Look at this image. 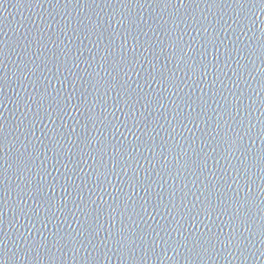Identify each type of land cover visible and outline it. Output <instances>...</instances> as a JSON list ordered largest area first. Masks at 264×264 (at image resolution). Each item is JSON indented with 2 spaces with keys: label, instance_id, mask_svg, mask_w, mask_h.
Returning a JSON list of instances; mask_svg holds the SVG:
<instances>
[{
  "label": "water",
  "instance_id": "obj_1",
  "mask_svg": "<svg viewBox=\"0 0 264 264\" xmlns=\"http://www.w3.org/2000/svg\"><path fill=\"white\" fill-rule=\"evenodd\" d=\"M3 264H264V0H0Z\"/></svg>",
  "mask_w": 264,
  "mask_h": 264
},
{
  "label": "snow or ice",
  "instance_id": "obj_2",
  "mask_svg": "<svg viewBox=\"0 0 264 264\" xmlns=\"http://www.w3.org/2000/svg\"><path fill=\"white\" fill-rule=\"evenodd\" d=\"M0 264H3V262H2V261H0Z\"/></svg>",
  "mask_w": 264,
  "mask_h": 264
}]
</instances>
